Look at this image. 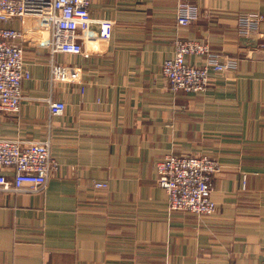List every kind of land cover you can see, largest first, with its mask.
I'll use <instances>...</instances> for the list:
<instances>
[{
	"label": "crops",
	"instance_id": "0c3cea01",
	"mask_svg": "<svg viewBox=\"0 0 264 264\" xmlns=\"http://www.w3.org/2000/svg\"><path fill=\"white\" fill-rule=\"evenodd\" d=\"M257 13L242 32L238 18ZM90 15L113 21L104 50L22 42L30 77L19 109L0 110V137L49 139L56 165L44 188L0 189V264H264V0H91ZM177 36L236 68L202 91L171 90L161 65ZM51 61L80 65L82 83L51 81ZM169 153L218 159L214 211L167 210L156 163Z\"/></svg>",
	"mask_w": 264,
	"mask_h": 264
},
{
	"label": "built area",
	"instance_id": "2783aa9c",
	"mask_svg": "<svg viewBox=\"0 0 264 264\" xmlns=\"http://www.w3.org/2000/svg\"><path fill=\"white\" fill-rule=\"evenodd\" d=\"M90 3L91 0H0V110L15 112L19 109L23 81L30 77L23 41L44 45L51 54L64 52L88 56L90 52L106 48L113 21L91 17ZM192 18L193 14L182 8L176 20L179 25H187ZM261 19L259 13L238 18L242 32L255 27ZM13 20L23 25L15 27L11 23ZM26 20L32 23L31 27L24 25ZM92 23L97 24L96 28L91 27ZM30 29H35L38 38L28 36ZM173 43L174 54L165 58L161 65V74L173 91H200L207 85L210 72L235 69L234 58L221 60L204 41L177 36ZM185 53H196L206 59L202 65H193L185 60ZM49 79L81 84L82 67L51 61ZM47 103L52 115L64 111L62 100L48 97ZM55 165L49 139L0 137V189L21 190L26 185L36 190L44 188ZM7 168L11 170V177H8ZM156 170L157 184L167 193V210L207 214L216 209L212 191L221 164L215 157L169 153L157 161ZM92 186L105 188L107 182L95 179Z\"/></svg>",
	"mask_w": 264,
	"mask_h": 264
},
{
	"label": "rangeland",
	"instance_id": "374dc122",
	"mask_svg": "<svg viewBox=\"0 0 264 264\" xmlns=\"http://www.w3.org/2000/svg\"><path fill=\"white\" fill-rule=\"evenodd\" d=\"M15 27H19V21L18 20H13L12 22H11ZM35 28V27H34ZM31 30V29H30ZM34 31H35V29H33ZM264 45V44H263ZM186 54H189V53H185V55ZM192 54V53H191ZM193 54H196V53H193ZM185 55H184V58H185ZM196 55H198V54H196ZM201 56H203V55H201ZM186 60V59H185ZM187 61V60H186ZM188 62V61H187ZM188 63H190V62H188ZM190 64H192V63H190ZM203 64V63H202ZM202 64H199V65H202ZM193 65H196V64H193ZM235 68H236V66H235ZM222 72V71H221ZM212 72H210V74H211ZM210 74H209V79H208V83H209V81H210V78H211V76H210ZM207 83V84H208ZM207 86V85H206ZM205 86V87H206ZM203 90V89H202ZM202 90H200V91H202ZM196 92H198V91H196ZM190 154V153H189ZM193 154H198V153H193ZM217 159V158H216ZM221 164V163H220ZM221 168H222V165H221Z\"/></svg>",
	"mask_w": 264,
	"mask_h": 264
}]
</instances>
